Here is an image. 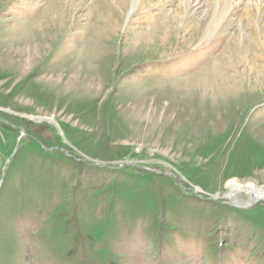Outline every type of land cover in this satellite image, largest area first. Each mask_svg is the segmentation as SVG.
Returning <instances> with one entry per match:
<instances>
[{
  "label": "rangeland",
  "instance_id": "374dc122",
  "mask_svg": "<svg viewBox=\"0 0 264 264\" xmlns=\"http://www.w3.org/2000/svg\"><path fill=\"white\" fill-rule=\"evenodd\" d=\"M231 179L264 191V0H0V264H264Z\"/></svg>",
  "mask_w": 264,
  "mask_h": 264
},
{
  "label": "bare ground",
  "instance_id": "6f19581e",
  "mask_svg": "<svg viewBox=\"0 0 264 264\" xmlns=\"http://www.w3.org/2000/svg\"><path fill=\"white\" fill-rule=\"evenodd\" d=\"M221 1H224V0H221ZM226 3V2H225ZM218 4H219V2H218ZM227 4V3H226ZM216 7V6H215ZM240 7V6H239ZM237 8V6L235 5L234 7H232V9H236ZM231 11V10H230ZM236 11V10H235ZM233 12V11H232ZM219 13V12H218ZM225 14V13H224ZM244 18V17H243ZM239 19H240V17H239ZM244 33V32H243ZM228 185H229V187L232 189V191L233 190H236V189H239V188H243V189H245L246 190V192H250V193H252L253 194V196H256V197H259V198H261V197H263L264 198V191L263 190H261V189H259V188H257V187H255V186H253V185H251L250 183L249 184H245V185H240V184H238L237 182H236V180L235 179H231L230 180V182H228ZM233 194V193H232ZM228 196H229V198H231V200H233L232 202H235V203H238V201L237 200H234V198L232 197V195L231 194H228Z\"/></svg>",
  "mask_w": 264,
  "mask_h": 264
}]
</instances>
